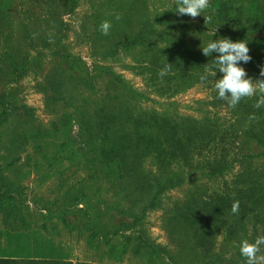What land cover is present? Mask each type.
<instances>
[{
    "label": "trees",
    "instance_id": "trees-1",
    "mask_svg": "<svg viewBox=\"0 0 264 264\" xmlns=\"http://www.w3.org/2000/svg\"><path fill=\"white\" fill-rule=\"evenodd\" d=\"M24 1L30 4L42 1L43 5L60 3L71 13L78 0ZM109 1L115 2V8L94 15L93 26L89 27L96 54L107 58L120 51L139 48L145 53L148 62L145 66L153 76L168 66L166 74L159 75V79L169 89L180 91L200 82L204 66L209 63L211 67L215 57V53L213 57H205L201 52L209 38L248 41L251 61L242 66L249 76L254 72L261 74L264 69V0H210L205 15L211 19L205 23L219 28L214 37L201 30L198 24L187 21L188 16L177 14L176 1L152 18L148 14V0ZM14 4L16 0H0V38H13L14 44L10 45L9 52L0 54V128L11 115L16 114L21 119L33 116L32 110L24 105L8 104L7 86L15 84L27 70L36 67L37 61L46 57L53 60L55 68L44 77L47 100L56 107L70 110L62 113L59 121L67 132L61 128L59 131L67 135L71 123H75L83 147L68 149L69 134L61 142L55 143L56 138L48 141V135L41 136L38 127L30 137L20 135V138L24 143L32 141L38 147L35 149L42 152L43 159L40 156L35 159L42 165H37L47 166L49 172L57 171L56 167L67 170L71 166H81L86 169V181L90 186L100 193L102 184L115 188L119 201L127 205V212L134 213L117 219L111 233L102 232L95 224L96 213L90 212V205L84 200L86 194L77 190L67 201L35 210L43 220L38 226L35 217H31L33 210L25 187L18 184L20 171L17 179L8 176L19 159L0 162V264H94L73 263L56 255L52 241L46 240L50 235L47 223L78 231V235L85 236L87 246L94 251L102 249L101 254L114 262L131 254L145 263L162 260L175 264L188 259L194 264L240 263L243 259L240 251L226 257L228 254L216 251L212 244L216 235L233 234L239 223L247 225L253 217L260 228L264 226L261 210L264 208V169L243 168L231 175L239 159L245 158L234 152L241 149L240 146L255 144L258 157L264 159V107L255 108L258 97L243 98L233 108L227 100L214 95L210 107L225 106L229 119L219 117L217 112L194 117L139 110L133 102L142 95L111 73L98 70V78H91L80 57L61 49L65 24L60 21L55 7L48 8L46 14L50 20L58 22L61 33L55 38L57 45H49L51 51L45 52L38 47V42L48 44L41 38L40 27L34 29L17 24L20 29L16 34ZM117 15L119 20L115 19ZM132 17L135 20L128 30ZM105 20L112 22L108 35L99 30ZM186 30L194 34L197 46L187 43ZM161 31L172 34L171 40L159 39ZM216 78H220L219 73L217 77L209 73L213 85ZM96 79L105 84L103 90L98 89ZM187 177H195L199 182L219 180L220 185L214 189L196 186L184 199L166 209L165 230L179 245L177 254L183 259L180 260L146 238L137 225L148 210L157 209L162 197L182 186ZM236 202L239 210L233 214L232 205ZM83 205L85 207H81ZM74 215H80L81 222L73 229L69 218ZM41 250L51 251L50 256L40 255Z\"/></svg>",
    "mask_w": 264,
    "mask_h": 264
},
{
    "label": "rangeland",
    "instance_id": "rangeland-1",
    "mask_svg": "<svg viewBox=\"0 0 264 264\" xmlns=\"http://www.w3.org/2000/svg\"><path fill=\"white\" fill-rule=\"evenodd\" d=\"M176 0H148L147 9L149 17L152 18L155 13H161L170 8ZM23 3V4H22ZM16 6V19L13 21V27L17 34L20 27H16L17 24L28 25L34 29L40 27L42 32V40L48 41V44L42 45L38 42V47L43 48L45 52H50L48 46L57 45L56 39L60 37L61 27L55 20H50L46 14L48 8H56L60 16V21L65 24L64 31L62 32L61 49L66 53L75 57H80L85 69L89 73V76L94 79L98 78V70L108 72L116 76L122 83L131 87L142 97L137 98V102H133V105L144 111H156L158 113L170 112L178 115H188L199 117L206 112L213 114L217 112L219 117L223 119H229V115L225 109V106L219 105V108H211L213 104L214 85L211 80L202 84L201 82L195 83L187 89L176 91L166 87L165 83L159 79L161 70L157 72L156 76L150 73L145 66L147 60L144 58V54L139 48L129 51H120L114 56L102 58L100 54H96V48L91 44L90 29L93 26L94 15L99 12H106L115 8V2L109 0H78L73 12L69 13L66 8H62L60 3L43 5L41 4L25 2L24 0H16L14 8ZM54 8V9H55ZM28 9V11H27ZM26 10V12H24ZM187 21L193 25L198 24L201 30H204L207 34H212L216 30V35L219 32V28L206 24L207 20L201 17L191 18L187 17ZM135 18L132 17L127 29L130 30L131 24L134 23ZM60 27V28H59ZM9 32V30H7ZM189 35L186 37V41L189 44L197 46V41L194 34L186 30ZM173 35L165 31H161L159 39L170 41ZM54 38V40L52 39ZM13 44V38H0V54L9 52V47ZM25 49V48H24ZM145 62H144V60ZM53 60H48V57L43 58L40 62L37 61L36 67L27 70L24 76L15 84L7 86L6 98L9 105H24L32 110L33 116L30 119H21L18 115H11L6 125L0 128V162L6 163L11 159H19L16 167L8 174L9 178L17 179L20 171L21 180L18 184H22L25 187V193L27 199L30 200V207L33 210L31 217H35V223L40 226L42 219L35 212L41 210L43 207H52L54 203H62L67 201L70 195H73L75 191L81 190L86 194L84 199L90 205V212L96 213L97 221L95 224L97 228H101V231L109 232L114 229L115 222L120 217L130 215L134 212H127V205L119 201V197L116 195L115 188L109 185H101V193L95 190L94 186H90L86 181V169L81 166H71L70 169L61 170L56 167L55 172H49L47 166L42 168L41 164L35 161L40 156L42 159V152L40 153L35 148V144L31 141L24 143L20 138V135L31 136L35 127L39 128L41 136L48 135L46 140H54L55 143L61 142L63 138H66L69 134L71 142H68V149L82 148L83 143L79 138V129L75 123H71L70 132L65 135L67 130L59 125L61 120V114L65 111H70L68 108L55 106L51 104V101L47 100L46 93L44 91V77L52 72L55 68ZM248 74V73H247ZM249 76V74H248ZM104 77V76H101ZM254 81L263 79L260 73L254 72L250 75ZM102 80V79H100ZM99 82L98 89L103 90L105 84ZM102 83V84H101ZM106 83V82H105ZM97 89V88H96ZM112 89V87H111ZM106 91V90H105ZM103 91V92H105ZM207 114V113H206ZM4 128V129H3ZM60 128L64 133H61ZM8 132V134L5 132ZM26 132V133H25ZM14 135L16 138H14ZM42 138V137H41ZM18 140V141H17ZM17 142V144H15ZM8 147V149L6 148ZM241 149L234 151L240 153L245 158H240L239 163L235 165L233 174L240 172L243 168L249 169H264V159L258 157V147L253 145L240 146ZM38 155V156H37ZM39 157V158H40ZM42 163H44L42 161ZM149 165V162H146ZM42 165V164H41ZM29 166V168H27ZM38 166V167H37ZM63 171V172H62ZM55 174V175H53ZM226 179H229L227 177ZM225 179V180H226ZM83 183L80 184V181ZM198 182V183H197ZM201 186L202 189H214L220 185V181H196L195 177H187V180L179 188L166 193L162 197L161 204L157 209L148 210L143 217L141 223L137 225V228L142 231L143 235L162 248H166L171 257H178L183 260L178 252L179 245L169 237L165 230V218L166 209L172 206L175 202H180L191 191L195 190L196 186ZM203 185V186H202ZM69 191V194H68ZM68 194V195H67ZM36 202V207H33L32 203ZM85 207V205L81 206ZM264 213V208L261 209ZM138 214V213H137ZM72 228L81 222L80 215H74L70 218ZM255 217L247 225L242 223L235 227L233 234L230 235H216L212 247L219 252L228 254L235 251H240V244L242 241H248L254 243L258 237L264 236V226L262 228L255 222ZM55 224V225H54ZM47 228L50 230V235L46 240H51L53 246L56 248V255L61 258H67L73 263H94V264H166L162 260L154 261L153 263H145L140 257L126 254L122 256L119 261L107 259L101 254V250L94 251L92 248L86 245L85 236L78 235V231L66 230L60 227L57 223H47ZM81 226H79L80 228ZM258 228H260L258 230ZM4 235V234H3ZM5 236V235H4ZM4 239V238H2ZM10 246V244L8 245ZM50 249V247H49ZM51 252V251H50ZM50 252L41 250V254L50 256ZM37 253V252H36ZM225 254V255H226ZM258 256L264 257V245L260 246ZM190 259L185 260L184 263L175 264H194L189 263ZM232 264V263H230ZM236 264H246V258L243 257L242 261ZM258 264H264V261L258 262Z\"/></svg>",
    "mask_w": 264,
    "mask_h": 264
},
{
    "label": "clouds",
    "instance_id": "clouds-1",
    "mask_svg": "<svg viewBox=\"0 0 264 264\" xmlns=\"http://www.w3.org/2000/svg\"><path fill=\"white\" fill-rule=\"evenodd\" d=\"M210 7V0H176L175 12L180 16H189L196 18L203 16L205 20L211 17L205 15ZM116 20L120 16L115 17ZM112 28V22L105 20L99 26V30L103 35H108ZM212 37L216 36V30L212 32ZM248 41H233L231 38H209L206 44L201 47V52L205 57H215L212 59V66L209 63L204 66L205 71L200 75L199 79L202 84L209 80V73L220 78L214 81V90L218 98L228 101L230 107H235L243 98L257 96L255 108L264 107V79L253 80L248 76L245 68L242 66L251 61L249 55L250 49ZM168 66L162 70L161 75L166 74ZM261 76L264 77V69L261 70ZM239 210V203L232 205L233 214ZM264 245V236L258 237L254 243L242 241L240 244V254L246 258V264H258L264 261V257L258 256L260 246Z\"/></svg>",
    "mask_w": 264,
    "mask_h": 264
}]
</instances>
